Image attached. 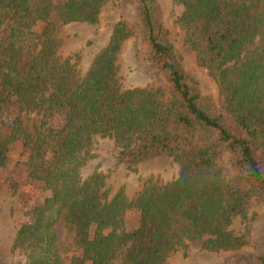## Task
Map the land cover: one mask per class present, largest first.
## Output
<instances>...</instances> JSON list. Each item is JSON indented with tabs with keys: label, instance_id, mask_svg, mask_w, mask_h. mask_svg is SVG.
Here are the masks:
<instances>
[{
	"label": "trees",
	"instance_id": "trees-1",
	"mask_svg": "<svg viewBox=\"0 0 264 264\" xmlns=\"http://www.w3.org/2000/svg\"><path fill=\"white\" fill-rule=\"evenodd\" d=\"M133 1L143 53L164 86H123L118 61L132 35L124 21L112 24L84 73L77 55L61 53L60 29L98 25L105 0H0V113L10 120L5 136L0 120V170L20 145L27 177L43 193L13 241L25 264H64L60 221L74 231L79 256L70 264H168L191 242L208 252L247 244L232 226L253 197L264 202V0H172L182 8L184 43L222 104L182 69L162 1ZM99 138L113 141L119 163L167 156L178 173L167 183L141 179L131 198L124 187L111 192L103 172L83 171ZM218 147L246 188L221 175Z\"/></svg>",
	"mask_w": 264,
	"mask_h": 264
},
{
	"label": "rangeland",
	"instance_id": "rangeland-1",
	"mask_svg": "<svg viewBox=\"0 0 264 264\" xmlns=\"http://www.w3.org/2000/svg\"><path fill=\"white\" fill-rule=\"evenodd\" d=\"M165 8V24L168 39L174 54L186 75L197 81L203 94L209 95L217 104L222 97L213 79L200 67L194 52L184 43V33L176 24V18L182 8L172 0H161ZM124 21L131 37L125 42L119 57L120 76L125 88L164 86L159 69L149 63L143 53L144 29L140 20V10L133 0H105L99 16L98 25L67 24L60 29L58 36L63 43L60 51L63 55H77L79 69L84 73L96 54L106 46L111 26ZM2 134H8L10 120L0 113ZM20 145H12L8 162L0 170V264H25V258L19 251L12 250L13 241L19 225L26 220L28 211L41 200L43 193L32 183L26 173L25 158ZM216 164L221 175L233 186L246 188V183L227 166V151L221 147L215 149ZM93 158L83 169L84 174L93 169L107 176V187L114 192L124 187L131 198L139 188L140 180L152 177L159 182L173 180L179 165L171 157L159 156L137 163H119L118 149L110 139H97ZM247 218L236 221L232 228L244 236L247 244L234 251L208 252L202 248V242H191L185 249H179L168 258V264H256L257 256H264V202L253 197L247 207ZM129 226L134 225L135 215L130 216ZM56 243L64 264H70L79 254L73 245L74 231L60 221L56 227Z\"/></svg>",
	"mask_w": 264,
	"mask_h": 264
}]
</instances>
